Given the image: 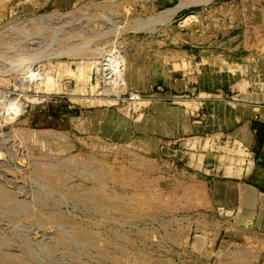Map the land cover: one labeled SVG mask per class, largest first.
Returning a JSON list of instances; mask_svg holds the SVG:
<instances>
[{"label":"rangeland","instance_id":"374dc122","mask_svg":"<svg viewBox=\"0 0 264 264\" xmlns=\"http://www.w3.org/2000/svg\"><path fill=\"white\" fill-rule=\"evenodd\" d=\"M53 1L0 0V264H249L251 253L235 243L191 233L197 215L185 188L169 171L150 172L138 153L156 145L137 135L173 134L185 139L182 149L203 148L227 164L247 158L235 138L200 140L190 129L185 102L197 92L155 103L139 90L155 77L142 55L177 49L174 36L189 15L198 14L200 28L198 12L223 0H77L65 8ZM238 2L248 39L250 21L264 30V0ZM117 31H127L125 78L140 99L109 87L104 66L122 40ZM124 62L123 55L119 72ZM40 63L49 93L28 89ZM96 67L105 77L90 82ZM51 105L70 112L43 118Z\"/></svg>","mask_w":264,"mask_h":264},{"label":"crops","instance_id":"0c3cea01","mask_svg":"<svg viewBox=\"0 0 264 264\" xmlns=\"http://www.w3.org/2000/svg\"><path fill=\"white\" fill-rule=\"evenodd\" d=\"M76 1L54 0L51 6L65 8ZM237 1H217L216 6L199 11L200 28L189 18V26L174 36L177 49L157 48L154 54L142 55V66L153 69L155 77L143 81L139 90L151 92L153 102L160 103L161 96L170 101L188 97L196 85V99L185 102L190 129L204 134L200 140L235 138L249 148L254 161L248 165L246 159L243 163L234 159L235 164H227L221 155L203 148L201 152L184 150L185 139L173 134L137 135L138 141L148 139L156 145L138 153L152 165L150 172L169 171L177 181L179 173L184 175L179 185L175 183L176 188H185L187 206L197 215L191 221V233L220 236L224 244L235 243L251 253L249 264H264V143L259 145L253 131V106L264 102V30L259 33L256 20L250 21V37L242 36V8ZM168 45L174 44L170 40ZM175 62L180 68H175ZM129 78L126 73L128 86ZM155 82H162L164 89L158 90ZM221 92L229 99L218 96ZM164 107L168 108L167 102ZM126 136L128 140L135 135Z\"/></svg>","mask_w":264,"mask_h":264},{"label":"built area","instance_id":"2783aa9c","mask_svg":"<svg viewBox=\"0 0 264 264\" xmlns=\"http://www.w3.org/2000/svg\"><path fill=\"white\" fill-rule=\"evenodd\" d=\"M127 3H130V2H126L124 5H126ZM124 5L118 7L119 10L122 9L121 7H123V9L125 11L126 9H125ZM189 17L191 19H196L195 17L198 18V14L191 13V15H189ZM126 32L127 31H117V33H116L117 39H122ZM115 43H116V45L109 49V54L107 56V57H109V72H108L109 73L108 74L109 75V87L112 89V92H119L121 94L128 93L130 95V98L140 99V98H142L143 95L140 94V92H135V91L130 90L129 87H127V83H126V79H125L126 59H127L126 57L127 56L124 53V52H126V48L124 47V44L128 43V42H127V40H126V42H123V39H122L121 42L119 40H116ZM118 51H120V53H122L124 55V58H125L124 69L122 72L116 71L118 69V60H119V56L117 55ZM107 63L108 62L106 61V64L104 66V71L106 69ZM41 67H42V63H40L38 67L32 68L33 70L31 72L32 75L30 77L28 89L29 90H36V91H37V89L38 90L43 89L44 91L48 92L47 91L48 87L46 85L44 87H41L42 85H44V81L47 80L46 77H47L48 71L45 69L46 67L43 70ZM105 73H106V71H105ZM93 75L95 77L96 83H98L97 81L100 78L105 77V74H102L100 72V68H98V67H96L95 70L91 69L90 82H92ZM90 88L92 89V86H90ZM157 88L160 91H162L164 89L163 86H158ZM196 92H197V86L195 85L193 87V89L191 90V94L194 95ZM218 96H222V98L225 100L229 99L228 96H226V95L223 96L222 92L219 93ZM253 108L255 111L253 120L254 121H260V122L264 123V102L255 103ZM253 131L256 132V129H254ZM244 151H246V154H248V155H246V157H247L246 161H247V164L249 165L254 161V159L252 156H250V150L248 147L245 146Z\"/></svg>","mask_w":264,"mask_h":264},{"label":"trees","instance_id":"16d2710c","mask_svg":"<svg viewBox=\"0 0 264 264\" xmlns=\"http://www.w3.org/2000/svg\"><path fill=\"white\" fill-rule=\"evenodd\" d=\"M70 110L67 109L65 106H53L49 108V111H47V114H43V118L46 119L48 116H52L54 120H58L61 115L64 113H69ZM254 129H256L257 133V140L259 145L264 143V123L260 121H255L254 124Z\"/></svg>","mask_w":264,"mask_h":264},{"label":"bare ground","instance_id":"6f19581e","mask_svg":"<svg viewBox=\"0 0 264 264\" xmlns=\"http://www.w3.org/2000/svg\"><path fill=\"white\" fill-rule=\"evenodd\" d=\"M55 31V30H54ZM53 31V32H54ZM57 32H60V30L59 31H57ZM55 33V35H56V37H57V35H58V33ZM56 37H54V38H56ZM117 55L119 56V60H118V69L116 70V71H119V69H120V60L122 59V57H123V54H120L119 52H117ZM106 71H109V59H108V63H107V65H106ZM247 167V166H246Z\"/></svg>","mask_w":264,"mask_h":264}]
</instances>
